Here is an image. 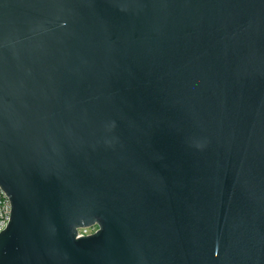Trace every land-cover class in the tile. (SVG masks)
<instances>
[{
    "label": "water",
    "instance_id": "95a60500",
    "mask_svg": "<svg viewBox=\"0 0 264 264\" xmlns=\"http://www.w3.org/2000/svg\"><path fill=\"white\" fill-rule=\"evenodd\" d=\"M0 188V264H264V0H0Z\"/></svg>",
    "mask_w": 264,
    "mask_h": 264
},
{
    "label": "built area",
    "instance_id": "2783aa9c",
    "mask_svg": "<svg viewBox=\"0 0 264 264\" xmlns=\"http://www.w3.org/2000/svg\"><path fill=\"white\" fill-rule=\"evenodd\" d=\"M11 202L7 194L0 188V233L3 232L9 222L11 215ZM99 227L94 225L89 228H82L78 230V236L92 235L97 232Z\"/></svg>",
    "mask_w": 264,
    "mask_h": 264
}]
</instances>
